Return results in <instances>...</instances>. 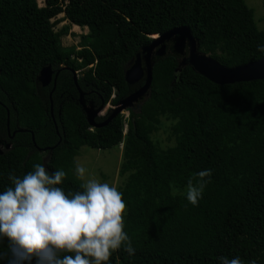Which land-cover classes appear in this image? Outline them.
I'll return each mask as SVG.
<instances>
[{
  "label": "trees",
  "instance_id": "obj_1",
  "mask_svg": "<svg viewBox=\"0 0 264 264\" xmlns=\"http://www.w3.org/2000/svg\"><path fill=\"white\" fill-rule=\"evenodd\" d=\"M59 14L88 29L79 50H62L52 23ZM180 26L225 67L264 58L257 50L264 31L244 0H44L41 7L0 0V138L10 146L0 154V193L14 187L10 175L22 178L37 163L49 174L65 171L59 187L66 194L82 191L74 173L80 147L123 143L124 230L135 254L122 247L108 264H220V257L264 264V80L216 85L168 54L154 63L140 107L128 109L125 135L121 114L93 128L77 103L72 71L98 102L115 90V105L129 92L124 70L135 54ZM46 66L58 69L51 98L36 80ZM161 118L173 122L175 145L166 150L151 138ZM8 125L23 131L11 138ZM206 169L211 182L197 205L185 193L173 195ZM0 252L8 253L6 238Z\"/></svg>",
  "mask_w": 264,
  "mask_h": 264
},
{
  "label": "clouds",
  "instance_id": "obj_2",
  "mask_svg": "<svg viewBox=\"0 0 264 264\" xmlns=\"http://www.w3.org/2000/svg\"><path fill=\"white\" fill-rule=\"evenodd\" d=\"M257 50L264 53V44ZM33 167L22 178L10 175L14 187L0 193V240L8 241V253L0 252V259L10 253L8 264H108L122 247L129 256L135 254L124 230L127 205L116 186L86 177L88 170L77 162L83 190L66 194L59 187L64 170L49 174L39 163ZM211 176L206 169L188 179L189 203L198 204ZM219 259L220 264H244L239 257Z\"/></svg>",
  "mask_w": 264,
  "mask_h": 264
},
{
  "label": "water",
  "instance_id": "obj_3",
  "mask_svg": "<svg viewBox=\"0 0 264 264\" xmlns=\"http://www.w3.org/2000/svg\"><path fill=\"white\" fill-rule=\"evenodd\" d=\"M166 44H170L168 51L178 60L180 66L191 67L194 72L216 85L222 86L264 80V58L232 68L225 67L209 55L199 51V44L193 37L189 27H176L157 35V38H153L150 44L143 46L135 54L124 70V80L129 88L140 80L143 81V86L132 93L128 92L126 96L118 100L111 108L110 113L101 117L103 121L97 122L96 120L100 118L99 114L106 106L104 100H101L98 105L91 103L86 106L80 99L81 103L79 105L89 126L93 128L104 127L122 111L140 107L138 102L147 96L150 90L154 63L167 55ZM53 72L51 66L43 67L39 71L37 82L42 86H47L52 80ZM75 73V71H72L76 83ZM77 88L83 95L81 89L78 86ZM22 131L21 129L20 132ZM9 147L6 143L5 149H9Z\"/></svg>",
  "mask_w": 264,
  "mask_h": 264
},
{
  "label": "rangeland",
  "instance_id": "obj_4",
  "mask_svg": "<svg viewBox=\"0 0 264 264\" xmlns=\"http://www.w3.org/2000/svg\"><path fill=\"white\" fill-rule=\"evenodd\" d=\"M36 1L38 6L41 7L44 5V0ZM244 1L246 5L253 11L256 26L259 30L264 31V0ZM53 22V31L59 34V41L62 50H79L82 45L81 38L82 36L88 34V29L86 27H78L70 24L64 18V14L58 15L55 19L52 20V23ZM80 73L81 72L75 73L77 79L80 77ZM114 95L115 90L112 91L109 100L106 102L104 110L99 114L100 118L108 115L111 108L114 107V105L111 103ZM120 114L123 116V134L125 135L128 129L127 121L129 120V112L127 110H124ZM172 124L173 122L171 120L161 118L158 130L155 131L151 136L153 142L160 150H166L167 148L175 145V139L171 134ZM3 150L4 148L0 144V151ZM122 151L123 143L108 150H95L87 146H82L78 150V155L74 159L75 167L76 163L79 162L88 170L86 173V177L89 175L94 176L100 182H107L110 185L116 186L117 189L121 192L125 188L128 180V174L123 176L119 175V169L122 163ZM81 182L83 183V181ZM185 190L186 189L182 191L177 190L176 194H184Z\"/></svg>",
  "mask_w": 264,
  "mask_h": 264
},
{
  "label": "flooded vegetation",
  "instance_id": "obj_5",
  "mask_svg": "<svg viewBox=\"0 0 264 264\" xmlns=\"http://www.w3.org/2000/svg\"><path fill=\"white\" fill-rule=\"evenodd\" d=\"M166 47H167V55L169 54L170 55V51H168L169 47H170V44H166ZM157 49V48H156ZM156 51V50H155ZM57 75V76H56ZM73 75V74H72ZM55 77V78H54ZM57 77H58V69H55L53 74H52V80L51 82L47 85V86H42L40 83H37L38 84V90H41V88H48L49 89V97L51 98V95L53 92H55V86H56V83H57ZM73 77V76H72ZM81 77V75H80ZM74 81V79H73ZM74 84H75V87L77 89V103L78 105L81 103L80 102V99H82L83 101V104L86 105V106H89V104L93 103L95 105H98L100 104L101 102V99L100 101L98 102L97 101V97H99V94L95 91H93L92 89H89L88 86H83L84 88L80 87L79 84L77 83V78H76V83L74 81ZM41 88H40V87ZM77 86L81 89V91L84 93L83 95L79 92ZM141 86H143V81L140 80L139 82L133 84L130 88H129V93H132L134 92L135 90L139 89ZM42 91V90H41ZM53 104V103H52ZM52 104H51V108H50V113H51V118L53 120V122L55 123V119H54V116H53V113H52ZM80 106V105H79ZM81 108V107H80ZM99 119V118H98ZM8 123V122H7ZM56 126V124H55ZM20 128H18V126H16V129H13V131H10V128H9V125L7 126V136L9 137H13L16 132H20ZM7 142L5 141L4 137L3 138H0V144L5 147V144ZM2 152V151H0Z\"/></svg>",
  "mask_w": 264,
  "mask_h": 264
},
{
  "label": "bare ground",
  "instance_id": "obj_6",
  "mask_svg": "<svg viewBox=\"0 0 264 264\" xmlns=\"http://www.w3.org/2000/svg\"><path fill=\"white\" fill-rule=\"evenodd\" d=\"M59 15H61V14H59ZM152 38H157V36H155V37H152Z\"/></svg>",
  "mask_w": 264,
  "mask_h": 264
}]
</instances>
